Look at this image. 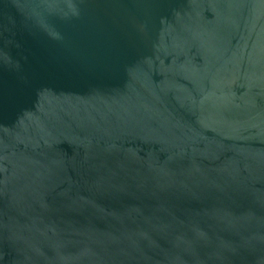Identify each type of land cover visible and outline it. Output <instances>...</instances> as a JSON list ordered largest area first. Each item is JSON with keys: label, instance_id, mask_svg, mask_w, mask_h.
Wrapping results in <instances>:
<instances>
[{"label": "water", "instance_id": "95a60500", "mask_svg": "<svg viewBox=\"0 0 264 264\" xmlns=\"http://www.w3.org/2000/svg\"><path fill=\"white\" fill-rule=\"evenodd\" d=\"M0 264H264V0H0Z\"/></svg>", "mask_w": 264, "mask_h": 264}]
</instances>
